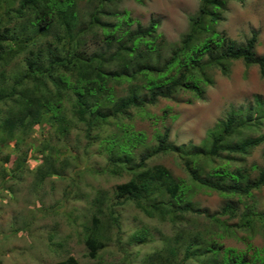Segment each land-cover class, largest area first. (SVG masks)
Returning a JSON list of instances; mask_svg holds the SVG:
<instances>
[{"label":"trees","instance_id":"16d2710c","mask_svg":"<svg viewBox=\"0 0 264 264\" xmlns=\"http://www.w3.org/2000/svg\"><path fill=\"white\" fill-rule=\"evenodd\" d=\"M90 1L87 20L81 21L76 0H0V146L10 141L17 144L19 137L44 123L55 124L60 133H65L69 127L65 101L71 98L72 116L85 127L88 139L94 131L109 125L126 136L121 121L129 116L130 109L141 110L180 92L202 98L204 87L213 84L211 71L227 75L231 60L257 65L264 80V49L261 55L256 54V35L237 44L215 29L227 0H198L197 12L189 17L188 31L177 45L167 49L157 34L158 22L152 20L146 27L131 29V18L114 12L110 23L103 20L109 15L106 9L119 0ZM89 34L100 36L105 49L88 51ZM125 82L129 84L128 93L117 98L115 89ZM255 105L245 112L232 111L200 147L175 146L168 141L166 129L157 137L155 149L136 163L131 149L141 142V133H130L126 146H115V140L110 143L111 173L131 176L128 182L116 186L114 205L131 202L144 214L175 227L173 236L163 237L160 250L147 258L148 264H264V246L237 251L213 239L208 241L205 231L185 227L189 216H201L221 234L253 233L256 223L264 232V213L253 205L244 206L239 213L236 203L228 201L210 214L190 200L193 187L238 200L250 198L253 191L264 187V165L253 179L246 167L228 170L220 166L202 175L199 165L202 159L219 158L222 153L244 157L264 143V134L251 137L245 132L259 128L264 121L262 102L255 99ZM158 153H176L189 184L175 180L162 166H144ZM14 164L16 174L21 173L23 161L17 158ZM53 171L44 169L40 175H53ZM102 201L100 195L93 202L98 211ZM114 213L110 212L109 218L119 228ZM233 218H238L237 223L228 224ZM100 230L99 220L93 216L91 226L85 228V245L91 257L103 246L105 237ZM56 264L78 263L68 257Z\"/></svg>","mask_w":264,"mask_h":264},{"label":"rangeland","instance_id":"374dc122","mask_svg":"<svg viewBox=\"0 0 264 264\" xmlns=\"http://www.w3.org/2000/svg\"><path fill=\"white\" fill-rule=\"evenodd\" d=\"M76 2L81 21L87 20L92 2ZM198 5V0H144L142 3L119 0L106 9L109 15L103 20L112 23V13L127 14L132 20L131 29L156 21L157 34L164 39L167 49L177 45L188 31L189 17L197 12ZM215 29L237 44L255 34V51L261 55L264 0H227ZM98 34L101 35L100 30ZM92 35L86 36L88 51L105 49L102 38ZM228 66L227 75L219 70L211 71L213 84L204 87L202 98L191 92H180L171 99L160 98L141 110L130 109L129 116L121 121L127 130L126 136L119 128L109 125L94 131L88 139L85 127L72 116L74 98H71L70 102L65 101L69 119L65 133H60L55 124L44 123L19 137L17 144L10 141L0 146V264H56L68 257L78 264H148L147 258L160 250L163 237L173 236L175 227L157 216L144 214L131 202L114 205L116 186L128 182L131 176L111 173L108 146L114 140L115 146H126L130 133H141V142L131 149L137 163L139 157L155 149L157 137L166 129L168 141L175 146L200 147L219 121L232 111L255 108V99L260 100L264 108V80L257 65L247 66L241 60H231ZM128 87L126 82L117 86L115 96L127 95ZM245 132L251 137L264 134V121L259 128ZM17 158L23 161V168L16 174ZM199 165L202 175L220 166L228 170L246 167L253 179L258 168L264 165V143L244 157L222 153L219 158L202 159ZM144 166H162L175 180L189 184L176 153L153 155ZM44 169L54 170L55 174L41 177ZM100 195L103 206L98 211L93 202ZM190 200L198 209L210 214L218 212L228 201L236 203L239 213L248 205L264 213V187L241 200L193 187ZM110 212L118 215L119 228L109 218ZM93 216L98 218L105 240L91 257L85 245V228L91 226ZM187 219L188 230L205 231L208 241L213 239L224 247L246 251L250 247L261 249L264 246V232L259 223L255 224L253 233L235 230V235H225L215 231L201 216ZM237 220L229 219L227 223L233 225Z\"/></svg>","mask_w":264,"mask_h":264}]
</instances>
